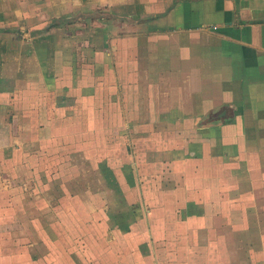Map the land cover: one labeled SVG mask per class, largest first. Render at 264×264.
<instances>
[{"label":"crops","instance_id":"crops-1","mask_svg":"<svg viewBox=\"0 0 264 264\" xmlns=\"http://www.w3.org/2000/svg\"><path fill=\"white\" fill-rule=\"evenodd\" d=\"M75 10L119 16L92 20L102 25L103 48L93 47L94 24L89 28L79 23L85 34L81 33L79 47L65 43L73 37L79 40V30L65 23L52 26ZM0 26L6 32L0 34V72L28 75L27 85L12 87L10 105L19 115L27 112L25 122L36 111L45 140L59 128L76 126L78 130L68 132L72 141L88 144L89 139L93 146L96 140L108 145L109 138L121 139L124 155L130 129L139 140L132 148L135 157L129 162L121 159L117 171L133 169V164L144 169L147 162L152 168L160 157L146 150V140L155 139L151 141L157 147L167 137L163 126L192 120V106L204 107L202 114L208 107L224 105L245 109L247 138L260 136L264 144V0H0ZM62 32L67 33L64 39ZM181 109L185 112L179 115ZM161 122L158 132L154 128ZM23 135L29 138L28 133ZM148 135L151 138H144ZM253 144L256 148H247V154L259 153ZM260 152L264 154V148ZM212 158L215 168L204 164L202 180L221 166L218 155ZM108 166L98 169L102 186L126 191L131 173L116 176ZM156 195L150 223L132 207L136 216L131 230L138 240L118 244V249L127 248L128 255L104 258L100 264H264V227L256 232V241L250 236L251 241L243 242L234 230L224 242L196 240L191 225L179 224L187 219L175 212L173 199ZM162 199L167 200L165 206ZM206 217L204 213L198 218ZM201 229L196 234L202 235ZM161 238L166 241L158 242ZM74 261L61 259V264H90L85 259Z\"/></svg>","mask_w":264,"mask_h":264},{"label":"rangeland","instance_id":"rangeland-1","mask_svg":"<svg viewBox=\"0 0 264 264\" xmlns=\"http://www.w3.org/2000/svg\"><path fill=\"white\" fill-rule=\"evenodd\" d=\"M78 13L80 10H75L67 17ZM97 18L115 19L81 16L67 22L68 27L79 30V40L73 37L65 43L81 46L80 37L85 35L81 24H88L89 28L94 24L93 47H100L103 28L99 22H92ZM62 33V39L67 37L66 32ZM0 34L6 32L0 30ZM27 79L28 75L18 72H0V264H61V259L75 262V258L100 264L104 258L127 256V248L121 249L120 245V250L118 244L138 240L131 230L136 216L132 207L140 219L147 218L150 223V206L158 193L173 199L175 212L187 219L179 224L191 225L195 232L192 237L196 240L224 242L233 230L243 242L251 241L250 236L255 241L258 239L256 232L264 227V154L260 152L264 144L260 136L250 134L247 138L245 109L240 112L238 106L218 105L205 107L206 113L200 114L204 107H190L194 113L191 121H174L166 128L163 126L166 130L163 136L167 137L161 138L157 147L151 141L155 139L144 143L146 150H153L163 162L157 161L152 168L147 162L142 166L144 169L133 164V169L120 172L117 169L121 159L131 161L135 157L132 148L139 143L130 129H126L130 137L126 140L124 155H121V139L109 138L108 145L96 140L93 146L89 139L88 144L81 139L72 141L68 132L78 130L76 126L59 128L51 139L45 140L40 136L42 125L37 121L36 111L25 122L29 118L27 112L19 115L14 105H10L14 102L12 87L15 90L23 83L27 85ZM183 112L185 109L179 115ZM161 124L154 129L162 131ZM259 125L256 132L260 134L263 122ZM24 132L29 138L24 137ZM167 138L170 140L164 142ZM253 142L259 153L251 150L247 154V148H256ZM215 155L220 157L221 166L212 171L207 181L202 180L203 170L207 171L205 165L215 168L212 158ZM107 163L116 171V176L131 173V179L130 175L126 176L131 180V185L126 187L128 192L121 186H118L120 193L117 189L113 191V186H102L98 169ZM178 197L180 202L176 201ZM165 201L162 199L163 206ZM158 202L159 198L155 203ZM156 210L151 211L152 215ZM204 213L205 219L198 218ZM202 227L204 233L196 234ZM250 230L253 234H248ZM213 255L211 251L210 256Z\"/></svg>","mask_w":264,"mask_h":264},{"label":"trees","instance_id":"trees-1","mask_svg":"<svg viewBox=\"0 0 264 264\" xmlns=\"http://www.w3.org/2000/svg\"><path fill=\"white\" fill-rule=\"evenodd\" d=\"M83 17V13L82 12H80V13H78L76 16H74V17H71V16H68V17H62V18H59V19H56L55 21H53V25L52 26H54V25H56V24H60V23H70V22H73V21H75V20H78L79 19V17ZM109 17H112V18H119V16H116V15H113V14H109ZM78 18V19H77ZM126 19H130V18H126ZM51 26V27H52Z\"/></svg>","mask_w":264,"mask_h":264},{"label":"water","instance_id":"water-1","mask_svg":"<svg viewBox=\"0 0 264 264\" xmlns=\"http://www.w3.org/2000/svg\"><path fill=\"white\" fill-rule=\"evenodd\" d=\"M103 16H107V13L106 14H103V13H100V12H91V13H83V17L87 18V17H103Z\"/></svg>","mask_w":264,"mask_h":264}]
</instances>
